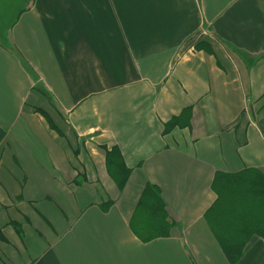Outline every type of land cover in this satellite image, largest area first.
<instances>
[{"label": "crops", "instance_id": "crops-1", "mask_svg": "<svg viewBox=\"0 0 264 264\" xmlns=\"http://www.w3.org/2000/svg\"><path fill=\"white\" fill-rule=\"evenodd\" d=\"M16 5L0 34V264H230L205 217L217 173L264 175V0ZM146 185L173 226L143 243ZM235 264H264V241Z\"/></svg>", "mask_w": 264, "mask_h": 264}, {"label": "trees", "instance_id": "trees-1", "mask_svg": "<svg viewBox=\"0 0 264 264\" xmlns=\"http://www.w3.org/2000/svg\"><path fill=\"white\" fill-rule=\"evenodd\" d=\"M177 118L166 129L177 126ZM106 171L121 191L129 170L123 165L116 149L106 152ZM216 200L206 214V221L230 264H235L252 237L264 241V175L256 170L237 174L217 173L213 182ZM110 205L105 203V209ZM103 206V207H104ZM173 226L159 189L146 185L141 193L130 228L143 243L165 238Z\"/></svg>", "mask_w": 264, "mask_h": 264}, {"label": "rangeland", "instance_id": "rangeland-1", "mask_svg": "<svg viewBox=\"0 0 264 264\" xmlns=\"http://www.w3.org/2000/svg\"><path fill=\"white\" fill-rule=\"evenodd\" d=\"M20 8L21 6L16 5V0H0V34L5 32V29L11 24L14 15ZM199 40H202L201 42L204 41L202 35Z\"/></svg>", "mask_w": 264, "mask_h": 264}]
</instances>
